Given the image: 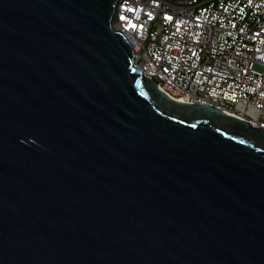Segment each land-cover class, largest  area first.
Masks as SVG:
<instances>
[{
    "label": "water",
    "instance_id": "95a60500",
    "mask_svg": "<svg viewBox=\"0 0 264 264\" xmlns=\"http://www.w3.org/2000/svg\"><path fill=\"white\" fill-rule=\"evenodd\" d=\"M118 0H0V264H264V128L176 100Z\"/></svg>",
    "mask_w": 264,
    "mask_h": 264
},
{
    "label": "built area",
    "instance_id": "2783aa9c",
    "mask_svg": "<svg viewBox=\"0 0 264 264\" xmlns=\"http://www.w3.org/2000/svg\"><path fill=\"white\" fill-rule=\"evenodd\" d=\"M113 24L169 96L264 128V0H118Z\"/></svg>",
    "mask_w": 264,
    "mask_h": 264
}]
</instances>
